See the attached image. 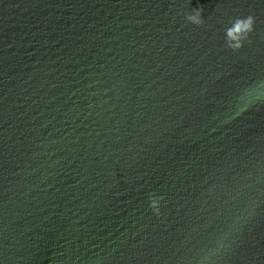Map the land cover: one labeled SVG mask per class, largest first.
I'll return each mask as SVG.
<instances>
[{
	"label": "water",
	"instance_id": "95a60500",
	"mask_svg": "<svg viewBox=\"0 0 264 264\" xmlns=\"http://www.w3.org/2000/svg\"><path fill=\"white\" fill-rule=\"evenodd\" d=\"M0 264H264V0H0Z\"/></svg>",
	"mask_w": 264,
	"mask_h": 264
},
{
	"label": "clouds",
	"instance_id": "9594fccd",
	"mask_svg": "<svg viewBox=\"0 0 264 264\" xmlns=\"http://www.w3.org/2000/svg\"><path fill=\"white\" fill-rule=\"evenodd\" d=\"M202 8H195L191 14L186 16V20L193 25H202L204 23L202 17ZM231 26L225 29V45L232 51H237L243 47L245 41H248L250 34L254 30L255 18L252 15L246 17H237L230 22ZM151 208L154 215L159 216L160 201L163 200L162 196H149Z\"/></svg>",
	"mask_w": 264,
	"mask_h": 264
}]
</instances>
